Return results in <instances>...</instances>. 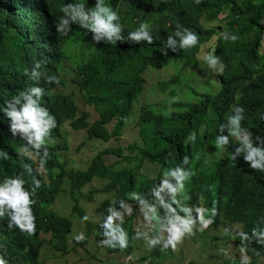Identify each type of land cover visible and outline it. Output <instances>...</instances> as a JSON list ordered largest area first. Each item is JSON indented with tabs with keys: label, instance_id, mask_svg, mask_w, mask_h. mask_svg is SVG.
<instances>
[{
	"label": "water",
	"instance_id": "95a60500",
	"mask_svg": "<svg viewBox=\"0 0 264 264\" xmlns=\"http://www.w3.org/2000/svg\"><path fill=\"white\" fill-rule=\"evenodd\" d=\"M20 1V0H19ZM45 1V2H44ZM70 0H26L25 6L22 7V2L16 7L17 11L10 12L9 14L5 13L6 15H10L13 20L19 18L20 21L24 22L26 26L25 29L18 32L19 29L16 28L13 31L18 32V35L21 39L25 36V41L27 40L29 44H31L33 39V34L37 35V42L39 41V50L33 49V54H30L31 57H16L14 60L16 62H19V66L24 68L30 62L32 64L35 61L41 60V57H44L45 59H56L55 62L52 64L44 67L48 70L47 73L44 75H54L57 77L58 83L55 84H45L43 77L41 78L40 85L41 87H44L46 90V96L42 98V105L46 107L49 112L58 119V124H56V127L52 129V133L57 139V141L60 143L58 145V148L61 147V154L64 160L69 159L68 151L70 149L69 140L67 136L74 131H76L77 126L80 124L81 120L85 116V112L90 113V118L86 119L85 126H80L81 132L85 133V140L75 149V153L72 155L74 158H77L78 153L80 152L81 148L86 144V142L89 141H95L99 142L100 144L104 145V148H101L99 144L95 143V146H99V149L92 159L90 160L89 164L85 168H81V163L76 165V167H68V175L67 179L69 177H72L74 174V177H82L85 176L87 173L91 171V167H95L96 164H100L101 167H104L105 169L109 170L110 173L106 176L108 179H110L113 182V188L112 191L108 194L111 185L106 184L105 186L100 185V189L104 194V200L101 202V205L98 206V212L102 215L101 220L99 222L91 221L88 217V213L80 214L79 211H84L80 207L81 198L76 197L77 194H80L85 189H89L86 185L83 186L78 191H73V189H70L74 194V200L72 205V210L74 211L72 216L73 221L71 222V228L69 231V236L67 237V244L70 245L73 240V234L76 233V236L79 234H83L84 239L78 243V246L85 245V243L88 242L89 237H91L93 234L99 235L102 237H99L100 241L101 238L104 237L103 230L100 227L104 217L107 215V209L111 206L118 210L120 212V219L119 221H115L116 223H120L123 230L127 234V245L124 249H120L119 247H110L109 252L110 254L116 253L117 262L120 263L125 256H129L132 254H138L144 251L146 247H149L145 238H128V237H136L137 232L144 233V229L148 226H153L154 229L162 230L161 227V221L165 213V209L159 204L158 201H155V199L152 196V191L155 188L156 185L159 184L160 180L163 178V173L170 168H174L176 166L183 167L185 170H187L190 175L188 179L184 181V188L181 192L177 194V203L172 204L173 208H176L177 211L180 208H188L191 210V215L193 217V225L192 230L197 229H203L205 232L207 231H217L221 228H223V231H227V228L238 225L240 229V234L235 235L234 237L237 238V236H240L243 233V224L241 223H234L232 220H225L223 214L219 210V206L214 207L215 209V215L213 216L211 214V210L213 208L208 207L211 204L219 203V200L221 199L222 195L224 194V191L230 186L233 188V185L237 187L239 185V188L244 187V192L251 191V188H255V181L256 179H252L247 176V174L251 171L243 169L242 164L240 163V157L237 158L236 161H233L231 159L232 156V150L234 149L237 144L230 139L229 145L216 149L215 142L210 141L208 142L205 138L206 130L205 129H197L188 131L186 135L185 142L182 146L178 147L175 146V144L171 143L168 138L161 139L158 138V134H148L144 129H141L140 131H137V133H130L126 132V129H122L118 136L116 137V134L114 132V128L112 125V122L108 119V116L106 115L105 111H101V107L103 104L109 102L114 96L117 97V93H123V103L128 111H130V115L132 117H136L139 125H145V124H151L154 128L157 130H163V131H176L171 130L176 128L172 123L171 119L175 116V107H176V94L174 95L172 93V89L175 87V80L180 75H186L189 76V78L196 77L197 75H202V73H199L197 68L190 67L186 60H180L177 59L176 62L173 60H170L168 63V67H158V66H152L151 63L154 62L151 59V55H149L148 50H150L151 45H147L143 43L142 45L133 44V43H127L123 42L122 46L118 45L117 43H113L111 45L105 43H94L92 41V35L91 33H88L86 30L79 29L76 25H72L73 31L69 32L67 35H61L56 32L55 26H54V20L56 17L62 15L61 9L65 4L70 3H80L83 4L85 7L92 5V0H76L73 2H69ZM72 1V0H71ZM2 6H7L12 3H14L11 0L4 1ZM108 2V1H107ZM110 2V1H109ZM120 2V3H119ZM34 3H36L35 8L36 10L39 9V7L45 8V10L49 9L46 13L48 17L45 18V11L43 12H37L34 13ZM111 7L112 9H117L118 7H126V10H130L131 18H129V14L126 12V10H123V13L120 14V20L121 23L125 26H127L130 30L133 31L140 23V20L146 21L147 23H150L151 25H155L154 20H146L143 16L145 15V12L148 8H151L152 4L156 8L161 7L163 10H165V4L167 3V0H111ZM119 3V4H118ZM4 6V7H5ZM13 6V5H12ZM94 6V5H92ZM25 8V9H24ZM167 8V7H166ZM59 11H58V10ZM26 10V11H25ZM27 12V13H26ZM33 12V13H32ZM26 13V14H25ZM56 14V15H55ZM222 14H218L217 20H209L207 16L203 18V21L208 26H214V23L218 25H224L221 21L223 19H220ZM10 19V17H9ZM126 20V21H125ZM39 21V22H38ZM27 23V24H26ZM219 23V24H218ZM37 26V24L42 25V29H39V31L36 32V29L34 27ZM124 26V31L122 34L128 30H125L126 27ZM154 26H151V31L153 34V41H154V33L156 35V31H153ZM45 33V36H42L40 38L39 34ZM49 35V36H48ZM207 46L212 47L214 42H207L205 43ZM106 47L109 51H114L116 48H121V50L127 51L128 56H136L139 54L141 57L140 60L144 62H140L139 71H142V75H144V79H138V83L144 86V89L142 91H136V88L131 87H125L129 88L128 90H116L115 92L113 89L111 90V96L108 95L109 98L104 99L105 102L101 103L99 105L100 107L95 108L93 106L86 105V100L84 98L87 97L86 93H82L81 90V83L80 81L85 78H92L91 76L85 77L83 74V71H87L84 67L85 60H88V62H91L93 65V68L100 67L101 63L107 62L108 64L112 63L114 58H112V52L106 53ZM22 50H25V48L22 46ZM37 50V51H35ZM57 51V53H56ZM123 51V52H125ZM54 52V53H53ZM123 52H120L115 58V61L121 60L123 56ZM143 52H147V54H144ZM53 53V54H49ZM207 51L201 52L200 56L202 57L201 60L203 61V58H205ZM57 54H59L61 57L65 58V62L61 63L57 60ZM65 68L73 70V73L75 74V77L72 78V75H67L64 77L59 78V74H66ZM94 68V69H95ZM217 68V66H216ZM216 68L211 70H216ZM50 69H52L50 71ZM120 69V68H117ZM122 69L125 70L123 67ZM116 71V70H115ZM53 74H52V73ZM102 73V72H101ZM108 74V73H107ZM118 72H115L114 75H110L111 84L112 86L118 88L120 87L115 82L120 79ZM155 75L156 78L152 79V75ZM141 75V76H142ZM114 77V80H113ZM77 78V80H75ZM109 78V77H108ZM106 76V72L102 73L101 79L106 85H110V82ZM26 77L23 75L20 76V81H24ZM194 79V78H193ZM199 83V80L197 81ZM208 85V83H206ZM146 92H150L152 94L156 95H164L168 96L170 98L169 103L166 104H156V103H143L142 97H144V94ZM129 96L125 95L128 94ZM175 98V99H173ZM0 99H3L0 97ZM72 99V100H67ZM116 101L119 103L120 99L115 98ZM74 100V102H72ZM74 104H71V103ZM4 103L0 104L2 106ZM59 104H66L68 108L72 106H76L79 104L80 113H78V116H72V117H66L65 115L58 113V106ZM84 105V107H82ZM60 114V115H59ZM59 115V116H58ZM5 117L2 113H0V121L4 120ZM107 124H103L98 122L99 120H105ZM1 123V122H0ZM94 125H101L102 130H99L97 128H94L95 132H105L108 136V140H105L104 138H98L91 139V131L89 130L90 127ZM116 125V124H115ZM90 126V127H89ZM195 134V140H188L187 137L190 134ZM166 132H163L162 135H165ZM180 136H182V133H179ZM199 134L198 138L197 135ZM110 135V136H109ZM168 136V134H167ZM49 140V138H46ZM67 140V145L63 144ZM15 146H18L19 148L25 147V142L22 141L19 144H16ZM46 145L43 144L42 147H45ZM193 147L197 148H203L199 149L202 150V152L198 155H186L189 158V163L187 165L182 164V160L184 157H181L180 155L189 151ZM15 147L12 146V139L7 140L5 143H0V152L4 153L5 155H0V166H3V168L7 169L0 172V181H2L4 178L7 177H19L22 179V176L24 175L22 170L26 168V161L27 157L19 152L14 153ZM60 151L57 153L60 154ZM102 153V160L103 159H109L108 161L101 162L96 161L95 159L98 154ZM50 156H53V154H50ZM220 162L226 163V167H228V170H220L218 173V168L220 166ZM72 164V162H71ZM242 169V170H241ZM49 169L42 167L41 171H48ZM254 172V171H253ZM62 168L59 169V174L61 175ZM199 173V175H198ZM125 174V175H124ZM214 174H218L217 177H215ZM66 179V178H64ZM24 181V179H22ZM62 179L56 180V183L60 182ZM264 181V179H262ZM29 183H32L31 180L28 181ZM48 183V182H47ZM243 183V184H241ZM241 184V185H240ZM48 186L51 188V192L54 193L55 188L51 185V183H48ZM65 186L69 185H63V188L61 189V184L59 187V190L57 194L65 193L64 188ZM99 189H89L87 191L88 193V202H95L96 198L97 200L102 198L103 196H91V193L94 190ZM136 193L139 196H142L146 201L149 203H154L156 206V210L154 213L149 214V219H145V210L141 209V206L138 204V202L132 197V194ZM242 194V192H240ZM55 195V194H54ZM91 196V197H90ZM242 196V195H241ZM107 197V198H106ZM57 200V199H56ZM120 200H124L126 207L124 209L119 208L118 202ZM59 201V200H57ZM240 201V198L233 201V205L238 204ZM33 203H36V197L33 196ZM96 203V202H95ZM53 205V204H51ZM57 207L65 208V206H61L60 204L54 205ZM77 207V209H76ZM99 207L103 208L104 210L100 211ZM58 208V209H61ZM197 209H199V215L200 223H197ZM40 209L37 205L33 206L31 213L33 217V224L34 229L32 233L30 234H24V236L29 239V245L36 246L38 245L39 241L42 242V250L45 247H48L51 249V247L47 244L49 240H52V236L47 237H32V234L34 232H38V234L44 233L40 230V226H42L41 220H39V211ZM180 215H184L183 212L178 211ZM77 215V216H75ZM71 216V217H72ZM87 217V219H83V217ZM98 216V215H97ZM63 219H70L71 217H67L65 215L60 216ZM230 219H235L234 217H231ZM77 220H81V222L86 224V235L85 233H82V231L79 230L77 227L78 222ZM74 221L76 222L75 229L71 233V229L74 226ZM136 221L138 223L139 229H130L127 227H124L123 225H127L128 223L133 224V222ZM209 221L207 223V226H204V222ZM236 226V227H238ZM0 227H3V231L6 233L9 231H14V229H9L8 227V216L7 214L0 215ZM20 234L23 235V232L20 230H17ZM4 232V233H5ZM204 232V233H205ZM228 232V231H227ZM3 233H0V239H2ZM102 234V235H101ZM202 234V233H199ZM198 235V234H197ZM188 233H186L177 243L183 244L186 242ZM194 235L193 237H195ZM192 237V238H193ZM98 238V237H97ZM150 239V237H148ZM236 238H234V242L241 247L240 244L237 243ZM5 241L9 242L8 236L5 235ZM11 241V239H10ZM161 242L163 240H160ZM183 241V242H181ZM195 241V240H193ZM92 241H90L91 244ZM196 243V242H195ZM83 245V246H84ZM150 248L152 250L156 251L158 254H161L163 252L166 253V257L171 254V252H176V249L169 246L167 248H164L162 246V243H155ZM224 248V247H223ZM53 249V248H52ZM245 254L248 258H250V261H245L243 259H238L241 261V264H259L264 257L253 259L251 255L245 251L246 249L243 248ZM133 251V252H132ZM135 251V252H134ZM213 252L219 253L220 250H212ZM146 252V251H145ZM144 256L147 257L148 254H145ZM187 254V248L183 251L181 250L180 258L181 261H184L183 254ZM204 254V252L202 253ZM169 258V257H168ZM166 258V260L168 259ZM234 258V255L233 257ZM230 258V259H231ZM184 259V260H182ZM194 259L196 261H194ZM203 258H200L196 255H193V258H187L185 260L184 264H190L191 262H196L197 264H202ZM154 261H150V264H153ZM218 262V261H216ZM214 263V262H213ZM210 263V264H213ZM229 264V263H228Z\"/></svg>",
	"mask_w": 264,
	"mask_h": 264
},
{
	"label": "trees",
	"instance_id": "16d2710c",
	"mask_svg": "<svg viewBox=\"0 0 264 264\" xmlns=\"http://www.w3.org/2000/svg\"><path fill=\"white\" fill-rule=\"evenodd\" d=\"M4 1L7 0H0V97L3 98L0 99V104H2L4 100L11 98L13 95L18 94L19 91H22L24 88L29 87L34 83L27 78L24 79V81H20V76L23 75L24 69L30 68L32 64L28 62V64H25L26 66L22 68L19 66L20 63L16 62L14 58L21 56L30 59V54H33L32 52H34L33 49L36 48L39 50L40 47L39 41L37 42L38 34L35 35L32 33L34 41L29 44L27 40L25 41V36L21 39L18 35V32L25 29V23L20 21L19 18L13 20L10 15L5 14L17 11L16 7L21 2L23 5L22 7H24L26 0H11L14 3L7 6L4 5L5 7L2 6L3 3H5ZM35 4L36 3H34L33 12L37 13L45 11V18L48 17L46 12L49 9L45 10V8L39 7V9L36 10L35 6L37 5ZM125 9L126 7H121L119 9L120 13ZM224 13L225 17L221 21L224 25H218L217 27H215V25L209 27L205 25V22L203 21L205 16H207L209 20L215 21L217 20L218 14L220 15ZM177 24L182 25L197 34V46L177 53L165 50L163 47L164 40L167 39L169 34L175 31V26ZM16 28L19 29L18 32L13 31ZM154 28L153 31H156V35L154 33V41L151 44L150 50H148L152 61H154L151 63L152 66L156 65L164 68L168 67L170 60L176 62L177 59H180L186 60V63L190 67L197 68L196 70H198L199 73H202L201 76L197 75L196 77H193L194 79L189 78L190 82L187 83H184L188 80L187 77H189L186 75H180L175 80V93L177 96L175 107L176 112L175 116L171 119V123L176 128L171 130L176 131L161 130L162 133L166 132V134L163 135L165 139L168 138L169 140H172L170 141L172 144L174 143L175 146L180 147L186 143L185 139L188 131L203 128L207 132L205 135L207 141L215 142V137L218 134L217 128L221 122L224 121L226 114L229 113V107L232 104H239L245 109V121L242 122L241 127L247 128L254 136L261 135L264 137V0H167L165 10L161 7L158 8L157 20ZM34 29H36L37 32L39 29H42V25L37 24ZM224 30L236 34L239 39L236 42L231 43L222 40L220 33ZM45 35V33H41L38 38ZM214 37L218 38L212 47H208L205 43L212 41ZM22 46L25 50L21 49ZM123 51L125 50H121V48L109 51L106 47V53L112 52V58H114L112 63H101L100 67H94L95 69L92 65L87 71H83L85 77H92L80 81V88H82L81 92L87 94V97L84 98L86 100V105L95 108L100 107L99 105L105 102L104 99H111L108 95L111 96L112 89L114 92L118 89H129L125 87L136 88V91L138 92L144 89V86L138 83V79L141 77V79H144L142 71H139V63L144 61L140 60L141 57L139 54L136 56H128L126 53L127 51ZM203 51H207L208 53L212 52L219 57L217 68L216 70H213L218 72V74H216L217 86L215 90L207 89L206 86V77H209L211 82H214L211 78V75H213L211 69L214 68L210 69L206 62L200 60V54ZM120 52H123L124 54L121 60L117 62L115 61V58H117ZM41 59L46 61L41 66V71L45 74L48 70L44 67L52 64L56 59H45L44 57H41ZM57 60L61 63L65 62V58L61 57L59 54H57ZM220 64L223 65L222 70H219ZM123 67L125 70L122 69ZM51 70L52 69H50V71ZM65 71L67 73L59 74V78L67 75H72V78L75 77L73 70L65 68ZM118 71L119 74L117 76H119L120 79L115 83L120 87L116 88L112 86L110 82V75L112 77V75ZM101 72H106L107 78L109 77L108 80L110 85H106L109 83L105 84L102 81ZM75 80H77V78H75ZM198 80L199 83H197ZM227 94H234L235 96L233 99L228 100L226 96ZM116 95L117 97L114 96L109 102L103 104L101 111H105L111 122L116 120V125H114L113 128L117 137L119 132L126 126L127 120L125 119L130 111L126 109L123 103V93L118 92ZM125 95L129 96V93ZM115 98L120 99V102L118 103ZM82 107H84V105H82ZM57 112L66 117H72L73 115L68 114L75 113L76 110L74 106L68 108L66 104H59ZM85 113V116L78 126H85L86 119L90 118V113ZM0 122L1 130L5 129L3 120ZM98 122L105 125L107 124L106 119L103 121L99 120ZM94 128L102 130L101 125L95 127L93 125L90 127L91 139L102 137L105 140H108V136L105 132L97 133L94 131ZM180 132L182 133V136H180ZM198 136L199 134L197 137ZM230 139L238 146L239 141L236 138L233 137ZM1 142L3 144V141L0 139V143ZM199 149L203 148L193 147L180 156L185 157L190 154L198 155L202 152V150ZM15 153L16 151H14L13 154ZM95 159H97L96 161L101 162L110 160V158L102 160V153L98 154ZM239 164H242L243 169L250 170L242 159H240ZM68 166L69 163H64L62 165L63 173L57 175L55 178L56 180L60 178L62 180L58 183H56V181L53 182L52 186L55 188V191L52 193L51 188L48 185L47 189L41 188L39 185L37 186L36 182L38 181L36 179L41 182L45 181L37 175L34 165L27 159L26 168L21 171L24 175L20 176L26 179L27 183L33 188L38 207V202H45L48 200V197L54 198L55 195L61 196L63 194H57L60 184L61 189L64 184L69 185V188L65 190L63 198L68 196L69 193L66 192H69L70 189L78 191L86 185L87 182L85 176L74 177L73 174L69 179H64V175L69 172ZM224 166L225 169L228 170L226 163L220 162L218 173L220 170H224ZM95 167H98L97 170H100L97 175L104 173L107 176L110 173L109 170L101 167L100 164H96ZM4 170L7 169L0 166V172ZM93 171L94 167H91L89 173H92ZM49 173L52 174V171H49ZM214 175L217 177L218 174ZM247 176L256 179L254 184L255 188H251V191L245 193L244 187L239 188V185L236 187L234 184L233 188L229 186L224 191L221 199L216 198V200L220 201L219 210L223 214L224 219L227 221L232 220L234 223L243 224V233L250 234L253 227H256L257 230L264 227V181L262 180L264 179V173L251 171ZM87 178L89 180V177ZM29 180H31L32 183H29ZM110 185L113 187L112 181ZM96 192L97 191L94 190L91 193V196ZM240 192H242V194ZM37 196L39 197V200H37ZM238 198H240L239 203L233 205V201ZM40 209L42 210H40L38 214L39 220L42 222L40 230L44 232L42 236H52V240H49L47 244L53 248L56 253H59L62 256H67L71 253V251H69V248L71 247H69L66 241L67 234L71 228L70 221L57 216L55 213L49 211L48 208L42 207ZM99 210L102 211L104 209L99 207ZM231 217H234L235 219H230ZM67 223L69 224L66 226ZM1 232L3 234L1 235L2 239H0V241L4 253L11 263L18 264L17 260H19L22 264H43L40 263V254L42 251L41 241H39L36 247L29 245V239L15 229L14 231L6 233L5 231H2L0 227V233ZM5 235L8 236L9 242L5 241ZM236 241L246 249L245 251H247L253 259L264 257V245L256 243L255 240L245 239L242 234L237 236ZM19 248H35V254L28 255L26 250H24L23 253L27 255L17 256L16 254H20L19 252L15 254L11 253ZM190 264L197 263L193 261Z\"/></svg>",
	"mask_w": 264,
	"mask_h": 264
},
{
	"label": "clouds",
	"instance_id": "9594fccd",
	"mask_svg": "<svg viewBox=\"0 0 264 264\" xmlns=\"http://www.w3.org/2000/svg\"><path fill=\"white\" fill-rule=\"evenodd\" d=\"M73 1L76 0H70L69 2ZM91 2L94 6L91 5L85 7L80 3L65 4L61 9L62 15L56 17L54 20L56 32L61 35H67L69 32L73 31L71 26L76 25L79 29L91 33L92 41L97 44L105 43V45H111L118 42L117 44L122 46L123 42L138 45H142L143 43L151 45L153 43L151 26L154 25L140 20V23L135 30L129 31L130 29L121 23L119 15L124 14L119 11L121 7H118V10L110 8V5L112 4L111 0H92ZM130 10H126L129 14V18H131ZM157 13L158 8L152 4L151 8L146 10L143 17L146 20H154L156 22ZM205 25L209 27L206 23ZM124 26L126 27L125 30L128 31L122 34ZM215 27L217 26L215 25ZM220 35L222 40L230 43L236 42L239 39L236 34L230 33L226 30L221 31ZM217 38L218 37H214L210 42H215ZM197 45V34L190 29L177 24L175 26V31L169 34L167 39L164 40L163 47L167 51L177 53L182 50L191 49ZM143 53L147 54V52ZM45 62L44 59H41L33 62L30 68H25L24 76L34 83L31 86L24 88L22 91H19L18 94L13 95L11 98L4 100V104L0 106V113L5 117L3 120L5 129L1 130L0 127V139L3 143L12 139V146L15 147L14 150L25 155L30 163L34 162V164H32L34 165L38 176L42 167L49 169L48 171L42 172L44 173L42 178L47 183L48 178L52 179L53 182L56 181L53 180L52 176L54 174H59V169L62 168L64 159L60 151L61 147L58 148L60 143L51 131L56 127V124H58V119L42 105V98L46 96V90L44 87L39 86L41 78L43 77L45 84L58 83L56 76H45L41 71V66ZM202 62H206L210 68H216L219 63V57L214 53L209 52L206 54L205 58H203ZM222 68L223 65L220 64L219 70H222ZM211 71L213 72L211 78L214 82H211L210 78L206 77L205 80L206 83H208L206 86L207 89L215 90L217 86L216 74H218V72ZM187 82H190V79L186 80L184 83ZM175 90L176 86L172 89L174 95L176 94ZM226 96L229 100L233 99L235 95L227 94ZM72 102H74V100ZM131 117L132 116L129 112L125 119L127 120V123L124 129H126ZM243 121H245L244 107L239 104L230 105L229 113L226 114L224 121L221 122L217 128L218 134L215 137V147L216 149L223 148L229 145L230 138H236L239 141V144L232 150L231 159L236 161L237 158L240 157L254 172L259 171L264 173V137L261 135L254 136L247 128H242L241 125ZM115 124L116 120L112 122L113 126ZM137 124L139 131L144 129L148 134L157 133L158 138L165 139L162 135V131L157 130L151 124L139 125L138 121ZM47 137L49 140L46 139ZM195 138L194 133L187 137L188 140H195ZM22 141L25 142V147L19 148L18 146H15ZM43 144L46 146L42 147ZM63 144L67 145V140ZM58 151H60V154L57 153ZM50 154H53V156H50ZM0 155L5 154L0 152ZM188 163L189 158L185 156L182 160V164L187 165ZM68 167H72L71 163H69ZM49 171H52V174H50ZM189 175L190 173L180 166L167 169L163 173V178L160 180L159 184L153 189V198L165 209L161 221V227L163 231L167 232L168 236L166 240L161 242L158 237H152L149 239L146 233L137 232L136 237H144L149 246L147 250L148 252H145V249L147 248L144 249L145 254H148L151 257L155 255L157 259L160 254L150 248L153 244L162 243L164 248L169 246L174 248L176 243L186 233L191 232L193 225L191 210L188 208H180L179 211L184 213V215H180L177 209L172 207V204L177 203V194L183 190L184 181L188 179ZM22 179L24 178L22 177ZM22 179L19 177H7L0 181V215L7 214L8 227H15V230L22 231L24 235L32 233L34 229L31 210L34 206L33 196L35 194L33 188L27 183V180L24 179L23 181ZM36 183L38 186V182ZM132 197L138 202L141 209L145 210V219H149V214L154 213L156 210L155 204L149 203L136 193H133ZM118 204L120 209L126 207L124 200H120ZM53 206L54 205H50L48 210L57 214V211ZM106 211L107 215L104 217L100 226L104 235V237L101 238L102 240L100 241V244L108 252L110 247L124 249L127 245V234L120 223H114V220L119 221L120 212L111 206ZM196 211L197 218H199V209ZM211 214L213 216L215 215L214 208L211 210ZM83 219L86 220L87 217L85 216ZM208 222L209 221L204 222L205 227ZM242 236L245 239L255 240L256 243L264 245V227L259 228V230H257L256 227H253L250 234L242 233ZM97 237L99 238L102 236L97 234ZM76 239L78 241L84 239L83 234L77 235ZM241 247L244 248L242 245ZM71 248L73 250V247ZM87 251L90 252L89 250ZM0 264H13L6 257L1 241Z\"/></svg>",
	"mask_w": 264,
	"mask_h": 264
},
{
	"label": "rangeland",
	"instance_id": "374dc122",
	"mask_svg": "<svg viewBox=\"0 0 264 264\" xmlns=\"http://www.w3.org/2000/svg\"><path fill=\"white\" fill-rule=\"evenodd\" d=\"M225 17L224 14L221 15L220 19H223ZM219 24V23H218ZM214 25H217L214 23ZM223 25V24H222ZM209 47V46H208ZM211 47V45H210ZM152 75V74H151ZM156 78L155 75H152V79ZM143 103L145 102H151V103H156V104H168L170 98L168 96L164 95H156L152 94L150 92H146L144 94V97H142ZM139 131V127L137 124V118L136 117H131V119L128 122V125L126 127V132L130 133H137ZM71 133V132H70ZM85 140V133L84 132H76L75 133V138H70L69 141V151H68V156L72 161L71 166L76 167L77 163H81V168H85L88 166L90 160L94 156V154L101 148H104L105 146L100 144L99 142L95 141H89L86 142V144H89V146H84L81 148L80 152L77 155V158H74L72 155L75 153V149ZM97 143L100 145L95 146L94 144ZM72 156V158H71ZM67 187V186H66ZM100 184L93 185L89 189H99ZM89 189L83 190L82 193L77 194L76 197L83 196L81 198L80 202V207L85 211V213H88V217L90 218L91 221L94 222H99L101 220L102 215L100 212H98V204L95 202H88L86 198H88V193L87 191ZM69 193V192H66ZM57 200H59L61 206H65V208L53 206V208L60 214H64L67 217H71L72 213L70 212L72 210V205L70 201V196H66L65 198L60 197ZM97 200V198H96ZM104 200V197L98 199L97 201L101 203ZM58 204V203H56ZM61 208V209H58ZM53 209V210H54ZM93 213V214H92ZM98 215V216H97ZM77 216V215H75ZM73 220V216L71 217ZM78 225L77 227L79 228L82 233H85L86 231V224L81 222V220H77ZM76 222L74 221V226L71 229V233L75 229ZM124 227L130 228V229H139L138 228V223L136 221L133 222V224L128 223L127 225H123ZM238 226V225H236ZM232 226L227 228V231H223V228L217 230V231H207L202 234H198L195 237L192 238V236H187L190 239H187L185 242V249L187 248V254H183V258L186 260L187 258H193V255H196L200 258H203V262H200L202 264H241L238 259H243L245 261H250L251 259L247 257L245 254L244 250L242 247L238 246L234 242V237L236 234H240V227ZM86 235V233H85ZM233 236V237H232ZM73 240L70 244V247H73L74 252L76 253H70L67 256H62L59 253H56L52 248L45 247L42 250L41 253V261L43 264H126V262L131 264V261L128 260V258L125 256V258L122 259V262L118 263L117 258H116V253L110 254L103 246H101L100 239L97 238V235L93 234L88 242L84 246H78L77 243L81 242L82 240H77L76 239V233L73 234ZM195 240V241H193ZM90 241L91 244H90ZM191 242V243H190ZM196 242V243H195ZM93 243V244H92ZM195 243V244H194ZM194 244V245H193ZM224 247V248H223ZM88 248V249H87ZM145 249L146 252H148V248ZM184 248V244L180 249L176 252H172L176 257V260H180V254L181 250ZM209 249L208 251H205ZM220 250L219 253L213 252L212 250ZM89 250L90 252H88ZM133 252V251H132ZM135 252V251H134ZM144 252V251H143ZM204 252V254H202ZM173 255V256H174ZM234 258H231L233 257ZM169 256L166 257V253L163 252L161 253L158 257L157 260L156 256L153 255L150 258V261H154L153 264H168L169 261L166 260ZM231 258V259H230ZM170 259V258H169ZM182 259V260H184ZM184 261H180V264H184ZM149 261V262H150ZM194 261H196L194 259ZM218 261V262H216ZM143 264H150L148 261ZM259 264H264V259L259 262Z\"/></svg>",
	"mask_w": 264,
	"mask_h": 264
},
{
	"label": "bare ground",
	"instance_id": "6f19581e",
	"mask_svg": "<svg viewBox=\"0 0 264 264\" xmlns=\"http://www.w3.org/2000/svg\"><path fill=\"white\" fill-rule=\"evenodd\" d=\"M115 10H118V9H115ZM204 27V26H203ZM188 52V51H187ZM190 56V55H189ZM184 59H185V57H184ZM84 66H85V68L86 69H89V68H91L92 67V63L91 62H88V60H85V62H84ZM215 100V99H214ZM148 103H150V102H148ZM226 105V104H225ZM229 105V104H228ZM79 106V104H77L76 106H75V110L77 111V112H81L80 111V108L78 107ZM77 112H75V113H69L68 115H73V116H78V113ZM250 114V113H249ZM60 115V114H59ZM58 115V116H59ZM191 119V118H190ZM190 119H189V121H190ZM191 124H192V122H191ZM207 124V123H206ZM193 125V124H192ZM200 126V125H199ZM79 130H80V126H77V128H76V131H74L73 133H70L68 136H67V138H68V140L70 141V138L72 139V138H75V133L76 132H79ZM84 146H89V144H84ZM83 146V147H84ZM71 158H72V156H71ZM72 161H71V159L69 158V159H66V160H64V162L63 163H71ZM33 164H34V162H32ZM97 168L98 167H94V171L92 172V173H87L86 175H85V178H86V185L88 186V188H91L93 185H96V184H100V185H103V186H105L106 184H110L111 183V181H110V179H108L107 177H106V175L104 174V173H102L101 175H97V173L100 171L99 169L97 170ZM42 172H44V171H39V176L42 178V176H44V173H42ZM66 174H68V173H66ZM64 175V177L65 178H67L68 177V175ZM57 175H59V174H54L53 176H52V178H53V180H56L55 178H56V176ZM87 177H89V180H88V178ZM37 181H38V185L41 187V188H46L47 189V185H48V183H51V185L53 184V181H52V179H50V178H48L47 179V182L48 183H46V182H41V181H39L38 179H36ZM24 184H26V183H24ZM66 185V184H65ZM67 188H69L68 186L66 187L65 186V188H64V191L67 189ZM73 188H74V186H73ZM112 188L113 187H110V190H109V192H107V196H108V194L112 191ZM100 189H102V188H100ZM95 190V191H97L93 196H103L104 197V194H103V192L101 191V190ZM30 193H33V192H30ZM73 192L70 190L69 191V196H70V201H71V203H73L72 201L74 200V194H72ZM64 196V193L61 195V196H57V195H55V197L54 198H52V197H48V200H46L45 202H38V204H39V208H42V207H45V208H49V206L51 205V204H53V205H57L56 203H58V204H60V202L59 201H57L56 199H58V198H60V197H63ZM105 198V197H104ZM107 198V197H106ZM37 200H39V197L37 196ZM81 202V201H80ZM97 204H98V206H100L101 205V203H99L97 200L95 201ZM34 204V206H36L37 205V203H33ZM220 205V202L219 203H216V204H211L210 206H208V207H211V208H214V207H217V206H219ZM179 211V210H178ZM72 214H73V212L74 211H70ZM84 212L85 211H79V215L80 214H84ZM56 214V213H55ZM93 214V213H92ZM57 216H62V215H64V214H60V213H58L57 212V214H56ZM199 217L201 218V216L199 215ZM200 218H196V220H197V223H200ZM69 221H70V224H71V222L73 221L72 220V218H70V219H68ZM114 223H116L115 221H114ZM69 223H67L66 224V226L68 225ZM1 229H2V231L4 230L3 229V227H1ZM9 229H16L15 227H12V228H9ZM56 229V228H55ZM205 231L203 230V229H197V230H191V232L190 233H188V236L190 235V236H194V235H197V234H199V233H204ZM144 233H146L147 234V236L148 237H150V239L152 238V237H158L159 238V240H166L167 239V236H168V234H167V232L166 231H163V230H157L156 231V229H154V227L153 226H148V227H146L145 229H144ZM43 235V233H41V234H38V232H34L33 234H32V236H31V238L32 237H41ZM102 235V234H101ZM69 236V232H68V234H67V237ZM233 237V236H232ZM128 238H132L131 240H133V238H137V237H128ZM187 239H190L189 237H186ZM67 241V240H66ZM181 242H183V241H181ZM191 243V242H190ZM184 244V248L182 249V251L185 249V243H183ZM183 244H178V245H176L174 248L176 249V251H178L179 249H180V247H182L183 246ZM195 244V243H194ZM193 244V245H194ZM24 250H26V252H27V254L28 255H34L35 254V248H19V249H17V250H14L13 252H11L12 254H15V253H17V252H19L20 254H16L17 256H20V255H27V254H25V253H23V251ZM209 249H207V250H205V251H208ZM69 251H71L73 254L74 253H76V251L74 252V250H72L71 248H69ZM42 253V252H41ZM41 255V254H40ZM174 254L171 252V254L169 255V258L167 259V261H169V263L168 264H180V261H181V258H179L180 260H176V256L174 255ZM127 258H128V260L129 261H131V264H143V263H146V261H148V263H149V261H150V258H151V256L150 255H148L147 257H145L144 256V252H141V253H138V254H132V255H129V256H126ZM155 260H157V259H155ZM17 263L18 264H22L21 262H19V260H17ZM40 263H42V261L40 260ZM126 264H130V263H128V262H126Z\"/></svg>",
	"mask_w": 264,
	"mask_h": 264
}]
</instances>
